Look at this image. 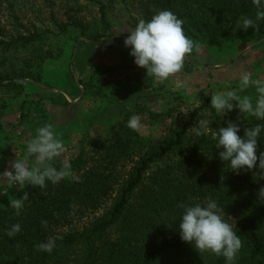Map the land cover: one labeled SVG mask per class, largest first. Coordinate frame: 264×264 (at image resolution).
I'll use <instances>...</instances> for the list:
<instances>
[{
    "label": "trees",
    "instance_id": "obj_1",
    "mask_svg": "<svg viewBox=\"0 0 264 264\" xmlns=\"http://www.w3.org/2000/svg\"><path fill=\"white\" fill-rule=\"evenodd\" d=\"M98 6L99 25L88 29L81 21L72 26L88 40L110 36L107 6ZM124 6L127 0H120ZM145 21L162 10L173 12L184 21L185 35L192 41L199 35L210 38L264 37V20L258 30L240 29V18L255 19L252 0H139ZM264 3V0H262ZM136 26V24H135ZM42 34H4L0 28V46L9 50L24 47ZM2 36L4 38H2ZM8 36V37H6ZM6 37V38H5ZM26 77V76H20ZM0 79V84H2ZM23 87L22 81H14ZM199 105L184 119L175 121L171 110L151 113V118H171L170 124L156 138H147L120 121L109 135L89 139L88 148L80 147L67 162L71 175L43 188L25 186L18 197L28 193L20 215H15L11 201L0 202V264H226L223 256L198 253L194 246L180 239L179 220L183 209L177 205L215 200L224 209V219L233 226L243 247L233 264H264V203L258 190L264 180L256 171H232L219 158L211 132L238 123V135L256 120L239 112L223 117L210 108V99L199 91ZM180 97L174 96L177 101ZM173 106V104H171ZM211 111L210 130L201 136L192 128L201 114ZM264 152V128L257 139V156ZM61 160L54 166L59 169ZM258 163V162H257ZM46 220L47 227L40 221ZM19 223L21 231L9 238L6 231ZM56 238L49 254L35 245Z\"/></svg>",
    "mask_w": 264,
    "mask_h": 264
},
{
    "label": "rangeland",
    "instance_id": "obj_2",
    "mask_svg": "<svg viewBox=\"0 0 264 264\" xmlns=\"http://www.w3.org/2000/svg\"><path fill=\"white\" fill-rule=\"evenodd\" d=\"M102 1L110 36L93 41L71 24L78 20L88 29L100 27L93 0H0L4 34H42L24 47L0 46V173L24 158L28 141L45 124L54 126L66 149L53 163L64 162L80 147L87 149L90 138L109 135L113 126L121 120L126 125L132 115L140 118L136 132L156 138L172 119L151 118V113L174 107L171 113L178 121L199 105V91L211 101L212 94L237 89L245 72L264 82V37L199 35L193 40L199 48L186 56L182 70L157 83L134 64L130 47L123 43L144 19L139 0H127V6L120 0ZM17 80L23 87L13 85ZM238 94L255 102L254 86ZM174 96L179 100H172ZM202 118L211 120L206 114ZM28 165H34V157ZM24 187L9 186L0 177V202L18 197Z\"/></svg>",
    "mask_w": 264,
    "mask_h": 264
},
{
    "label": "clouds",
    "instance_id": "obj_3",
    "mask_svg": "<svg viewBox=\"0 0 264 264\" xmlns=\"http://www.w3.org/2000/svg\"><path fill=\"white\" fill-rule=\"evenodd\" d=\"M256 8L255 19L249 17L240 18V29L252 28L258 30L259 21L264 20V3L262 0H252ZM184 21L169 10H162L145 21L140 19L135 28L128 33L124 40V46L130 47L129 55L134 57L137 67L146 69V76L151 77L157 83L167 81L170 77L179 73L186 56L192 53L194 47L198 50L199 45L188 38L183 29ZM250 86H254L255 102L249 95H239ZM233 101L236 103L234 104ZM210 108L220 116L226 115L233 109H238L242 114L254 117L256 120H264V82L252 80L251 74L245 72L240 77L237 89L217 92L211 95ZM212 112L207 113L211 117ZM211 120L202 118L192 131L197 136L203 134L202 130H210ZM126 126L137 131L141 127L140 118L132 115ZM264 125L257 123L254 127H246L243 137L238 135L240 126L238 123L227 122L226 127H220L211 132V138L215 141V148L219 151V158L229 163V167L237 174L241 170L253 173L257 180H264V152L257 156V139ZM63 140L57 136L52 124H45L36 129L35 136L28 141L26 154L23 159H15L11 162V170L0 173L9 186L21 185L43 188L46 181L53 184L69 177L71 165L62 162L57 169L54 161L65 152ZM34 157V165L30 168L28 160ZM258 162V163H257ZM258 200L264 203V187L258 190ZM28 199L25 192L20 198H13L10 206L15 215L19 216ZM178 208L183 209L179 220L180 239L194 246L198 253H211L217 257L223 256L226 264H233L237 253L243 247L241 238L233 231V226L224 219L225 212L213 199L206 198V203L195 202L193 204L180 203ZM41 227L46 228L48 222L40 221ZM21 231L17 223L6 231L11 238ZM56 247V238H48L47 242L35 245L38 251L51 253Z\"/></svg>",
    "mask_w": 264,
    "mask_h": 264
},
{
    "label": "crops",
    "instance_id": "obj_4",
    "mask_svg": "<svg viewBox=\"0 0 264 264\" xmlns=\"http://www.w3.org/2000/svg\"><path fill=\"white\" fill-rule=\"evenodd\" d=\"M61 94H62V93H61ZM62 95H63L64 97H66L64 94H62ZM62 95H61V96H62ZM63 96H62V99L64 98Z\"/></svg>",
    "mask_w": 264,
    "mask_h": 264
}]
</instances>
